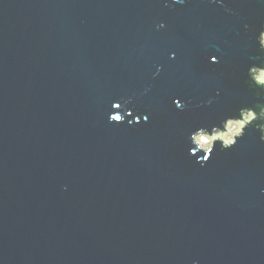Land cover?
I'll use <instances>...</instances> for the list:
<instances>
[{"label": "water", "instance_id": "1", "mask_svg": "<svg viewBox=\"0 0 264 264\" xmlns=\"http://www.w3.org/2000/svg\"><path fill=\"white\" fill-rule=\"evenodd\" d=\"M261 21L264 0H0V264H264L259 133L207 160L188 138L256 99Z\"/></svg>", "mask_w": 264, "mask_h": 264}, {"label": "clouds", "instance_id": "2", "mask_svg": "<svg viewBox=\"0 0 264 264\" xmlns=\"http://www.w3.org/2000/svg\"><path fill=\"white\" fill-rule=\"evenodd\" d=\"M176 2V0H173ZM183 2V0H180ZM214 2L223 3V0H214ZM225 11L231 12L232 9L225 8ZM165 27V23L161 20L155 25L157 30ZM244 28H250L249 24H245ZM255 41L258 46V52L261 54L259 62L249 64L246 70V77L244 84L247 86L248 91L256 99L252 103L241 104L238 108L234 109L231 114L225 115L217 123L211 125H197L194 126L189 133V140L191 144L196 146V149L205 153L204 160H207L216 147V142L219 141L221 149H229L237 144L238 140L242 138L249 127L254 128L259 133V140L264 142V21L260 22L259 28L256 30ZM170 58H175L176 53L171 52ZM211 61H217L216 56L210 57ZM162 66L157 65V71L153 75L159 73ZM147 91V89H145ZM132 102V96L127 98H120L112 102L113 108H120V113H110L109 122L115 117L117 122H123L127 114H131L132 109L128 105ZM177 108H186L190 105L191 101L187 103L179 97L173 100ZM211 103V100L208 101ZM145 121L148 120L147 114H141ZM141 117L135 116L134 120H128L127 123L131 125L134 121L140 122ZM195 151L189 148L190 154ZM193 264H199L194 261Z\"/></svg>", "mask_w": 264, "mask_h": 264}]
</instances>
